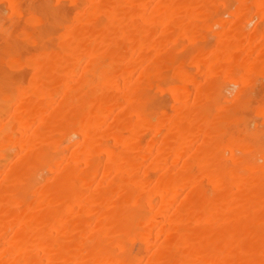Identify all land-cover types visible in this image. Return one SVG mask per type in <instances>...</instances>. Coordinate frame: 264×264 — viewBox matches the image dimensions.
Here are the masks:
<instances>
[{"label":"bare ground","instance_id":"bare-ground-1","mask_svg":"<svg viewBox=\"0 0 264 264\" xmlns=\"http://www.w3.org/2000/svg\"><path fill=\"white\" fill-rule=\"evenodd\" d=\"M68 1L0 0V264H264V0Z\"/></svg>","mask_w":264,"mask_h":264},{"label":"rangeland","instance_id":"rangeland-1","mask_svg":"<svg viewBox=\"0 0 264 264\" xmlns=\"http://www.w3.org/2000/svg\"><path fill=\"white\" fill-rule=\"evenodd\" d=\"M26 1H28V0H26ZM31 1H32V2L34 1V4L38 2L39 4H38V3H37V4H38L39 6L42 4V3H40V2H44V0H43V1L39 0V1H37V2H36L35 0H30V3H31ZM51 1H53V2H51V3L57 4V5L60 4V1H59V0H58V1H57V0H51ZM61 1H62V0H61ZM63 1H65V6L68 5L67 7H69V6L71 5L70 3H72L71 1H68V0H67L68 4L66 3V0H63ZM63 1H62V2H63ZM46 2H47V1H46ZM62 2H61V5H62ZM49 3H50V0H49ZM58 3H59V4H58ZM4 4H5V3L0 2V5L2 6V7L0 6V8H1V11H0V12H2V14H3V15L0 14V15L3 17V18H2V17L0 16V18H1V19H0V20H1V21H0V25H3V26H4V24H5L6 22H9V23H10L9 20H11V19L14 17V19H13V23H11L12 27L10 26V29L15 30V27H17V26L20 24L21 20H25V19L20 18V17H21V14L18 12V10H17L18 15H16V13H14L15 16L12 15V13H13L14 11L11 12L12 10L9 8V7H10V4H8V3H6L5 5H4ZM7 4H8V5H7ZM37 4H36V5H37ZM44 4H45V3H44ZM54 4H52V5H51V4H48V5L54 7V6H56V5H54ZM66 4H67V5H66ZM62 6H63V5H62ZM62 6L60 7V5H59L60 10L62 9ZM47 7H48V6H47ZM52 7H51V8H52ZM57 7H58V6H57ZM67 7L65 8V7L63 6V9L65 8V9L67 10ZM71 7H72V6H71ZM11 8H12V6H11ZM54 8H55V7H54ZM3 9H4V10H3ZM63 9H62V11H64ZM68 9L70 10V8H68ZM13 10H14V8H13ZM66 10H65V11H66ZM4 11H6V12H4ZM66 12H67V11H66ZM8 15H11V16H13V17H12L11 19H9L10 16H8ZM16 16H17V18H19V21H20V22H18L19 24L17 23L18 25L16 24V26L13 27V24L16 23V21H18V20L15 19ZM73 17H74V15H73ZM73 17H70V21L68 20V22H72V21H71V18H73ZM2 19H3V20H2ZM6 19H8V20H6ZM48 19H49V17L47 18V21H48ZM68 19H69V18H68ZM15 20H16V21H15ZM64 21L66 22L67 19L64 20ZM73 21H74V20H73ZM11 22H12V20H11ZM2 23H3V24H2ZM9 23H6V25H7V24L10 25ZM25 23H27V22L25 21ZM25 23H24V25H25ZM37 23H38V21H37ZM28 24L30 25V23H28ZM32 24H33V23H32ZM32 24H31V25H32ZM21 25H22V24H21ZM21 25H20V26H21ZM31 25H30V26H31ZM34 25H39V24H34ZM34 25L31 26V27H33V28H30L29 30L34 29ZM55 25H58V24H55ZM55 25H54V26H55ZM5 27H7V28L9 29V26H5ZM25 27H26V25H25ZM25 27H24V28H25ZM35 27H36V26H35ZM56 27L61 28V29H58V28L56 29ZM0 28H3V27L0 26ZM19 28H21V27H19ZM22 28H23V27H22ZM22 28H21V30H22ZM26 28H27V27H26ZM63 28H64V27H62V25H61V27H59V26H55V29H56V30H55L54 27H53V29H54L56 32L54 31L55 33H53V34H55V35H53L54 37L52 36V39H51V36H50V38H48V39L53 40V41H52V44L50 43L51 40H50V42H48V44H49V43L51 44V45L49 44V46L57 48L56 46L53 45V43L56 45L57 40L59 41V35L61 36V33H59V32H61L62 30H64ZM53 29H52V31H53ZM1 30H2V29H1ZM4 30H5V29H4ZM17 30H18V28H17ZM17 30H15V31H16L17 36H18L19 39H20L21 36H24V34L27 33V31L25 32V30H24V34L22 33L23 35L20 34V33H19V35H18V31H17ZM21 30H19V31H21ZM27 30H28V29H27ZM34 30H35V29H34ZM57 30H59V32H58ZM22 31H23V30H22ZM1 32H3V31H1ZM1 32H0V33H1ZM4 32H5V31H4ZM7 32H8V30H7ZM9 32H10V30H9ZM9 32H8V33H9ZM28 32H29V31H28ZM30 32H31V31H30ZM32 32H33V31H32ZM32 32H31V33H32ZM57 32H58L59 35L56 34ZM5 33H6V32H5ZM5 33H4V34H5ZM10 33H11V35H12L13 33H14V35H15V32H14V31H13V33H12V31H11ZM10 33H9V34H10ZM6 34H7V33H6ZM28 34H29V33H28ZM34 34H35V33H34ZM34 34H33V35H34ZM50 34H51V33H50ZM7 35H8V34H7ZM11 35H10V36H11ZM25 35H26V34H25ZM33 35H31V34H30V35H27L28 38H29V37H32V38L29 39V40L26 38V39L29 41V43L23 41L24 39L21 40V41L25 42V43L23 44V46L19 44L20 46H22V48H21L22 51H23V48H24V47H27V46H29V45H31V47H28V48L32 49V47H33V50H32V51L35 50V49H34L35 46L33 45L34 43H31V42H30V41L33 40L34 37L36 38V36L33 37ZM35 35H36V34H35ZM0 36H1V34H0ZM10 36H9V37H10ZM12 36H13V35H12ZM19 36H20V37H19ZM55 36H56V37H55ZM1 37H3V36H1ZM9 37H8V38H9ZM25 37H26V36H25ZM14 38H15V36H14ZM16 38H17V37H16ZM16 38H15V39H16ZM18 38H17V39H18ZM23 38H24V37H23ZM35 38H34V40H35ZM12 39H13V38H12ZM15 39H14V40H15ZM26 39H25V40H26ZM14 40H13V41H14ZM3 41H4V39H3ZM3 41H2V42H3ZM9 41H10V39H9ZM13 41H12V43H13ZM15 41L17 42V40H15ZM18 42H20V40H18ZM18 42H17V43H14V45H15V44H18ZM23 42H22V43H23ZM55 42H56V43H55ZM3 43H4V42H3ZM20 43H21V42H20ZM5 44H6V43H5ZM2 45H3V44H2ZM52 45H53V46H52ZM11 46L13 47V45H11ZM11 46H10V47H11ZM57 46H58V45H57ZM0 47H1V46H0ZM8 47H9V46H8ZM8 47H7V48H8ZM51 47H50V48H51ZM58 47H59V46H58ZM48 48H49V47H48ZM0 49H1V48H0ZM9 49H11V48H9ZM53 49H54V48H53ZM2 50H3V49H2ZM2 50H0V52H1ZM24 50H25V51H24L25 53H26V51L29 52V53H30V51H31V50H28V49H26V48H24ZM36 50H37V49H36ZM50 50H52V49H50ZM4 51L7 53L6 50H4ZM2 52H3V51H2ZM2 52H1V53H2ZM8 52H9V51H8ZM11 52H13V51H11ZM29 53H26V54L29 55V56L31 57V56H32L31 54H33V52H31V54H29ZM35 53H36V52L34 51V54H35ZM2 54H3V53H2ZM2 54H1V55H2ZM21 54H22V57H21V58H22V60L24 59V60H23L24 62H22L20 59H17L18 61L15 60V62H19V60H20V62L25 63V61L27 60V58H28L29 56L26 55L25 57H27V58H23V57H24L23 52H22ZM34 54H33V55H34ZM1 55H0V66L3 67V68L5 69L4 72H5V73L8 75V77H9V81H10V82H8L7 86H8V87L11 86V88H12V89H11V88L9 87L10 91L5 92V94H6V93H11V92H12V93H13V96H14V95H17L19 92L22 91V89H20V88H22V86H21L22 83H23V85H24L23 87L25 88V86H26L25 84L28 83V82L26 83V81L28 80V77L31 75V74H30L31 72L29 73V72L25 69V68L28 67L27 64H23V66H25V67H20V66H22V63H20V64L18 63V64L20 65L19 67H18L17 64H16L17 66H15L14 63H13L14 60H13L12 58L7 59V61H9V60L11 61V59L13 60L12 62H9V63H10V66H9V64L6 65V64H7L6 61L4 62L5 59L3 60V57H4V56L1 57ZM8 57H10V56H9V53H8ZM8 57H7V55H6L5 58H8ZM13 57H14V56H13ZM26 62H27V61H26ZM5 63H6V64H5ZM12 63H13V64H12ZM12 66H13V67H12ZM15 67H16V68L18 67L19 69H15ZM23 68H24V72L26 73V76H24L25 74L22 75V73H21V70H22ZM14 69H15V70H14ZM27 69H28V68H27ZM6 70H7V71H6ZM13 70H14V71H13ZM25 70H26V71H25ZM2 71H3V69H2ZM15 71H16V72H15ZM18 71H19L20 73H17ZM22 71H23V70H22ZM8 72H9V73L11 72V74L9 75ZM14 72H15V74H13ZM27 73H28V75H27ZM16 74H17V76L15 77L14 75H16ZM20 74H21V75H20ZM29 74H30V75H29ZM11 75L14 76V77H12ZM19 75H20L22 78H21ZM27 76H28V77H27ZM24 77H25V79L27 78L26 81H25ZM17 78H19V80L22 79L24 82L19 81ZM17 81H18V82H17ZM21 82H22V83H21ZM9 83H10L11 85H10ZM19 84H20V85H19ZM7 86H6V87H7ZM8 87H7V88H8ZM18 87H19V88H18ZM26 87H27V86H26ZM9 89H8V90H9ZM19 89H20V90H19ZM15 91H16V92H15ZM5 96H6V95H5ZM8 97H9V96H8ZM13 106H14V105H13ZM11 113H12V111H11ZM11 113H10V112L7 113L8 116L11 117V115H10ZM8 116L6 115L5 119L8 118ZM10 117H9V118H10Z\"/></svg>","mask_w":264,"mask_h":264}]
</instances>
